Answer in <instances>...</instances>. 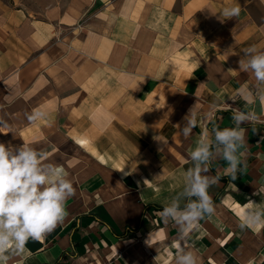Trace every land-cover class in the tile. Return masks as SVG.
<instances>
[{"label": "crops", "instance_id": "0c3cea01", "mask_svg": "<svg viewBox=\"0 0 264 264\" xmlns=\"http://www.w3.org/2000/svg\"><path fill=\"white\" fill-rule=\"evenodd\" d=\"M251 46L264 51V0H0V142L45 153L76 189L65 221L9 264H174L178 243L198 264H264V226L238 218L250 200L264 208V105L242 95L255 80L238 63ZM36 108L49 117L30 124ZM238 112L258 117L239 170L212 161L215 212L182 241L160 213L190 151Z\"/></svg>", "mask_w": 264, "mask_h": 264}, {"label": "clouds", "instance_id": "9594fccd", "mask_svg": "<svg viewBox=\"0 0 264 264\" xmlns=\"http://www.w3.org/2000/svg\"><path fill=\"white\" fill-rule=\"evenodd\" d=\"M240 12L239 6H232L224 9L223 15L226 19H232L238 17ZM238 63L240 71L250 72L255 80V85L245 88L242 95L248 103L258 99L264 105V51L251 46ZM48 117L49 113L41 108L26 114L30 124ZM232 119L235 127L214 128V139L201 138L190 151L192 167L183 173L182 191L160 213L165 222L172 221L178 226L182 241L198 227L205 215L210 216L215 212L208 189L218 182V178L209 175L210 164L217 158L223 159L235 179L243 155L240 149L246 144L247 130L242 125L258 117L255 113L238 112ZM184 120L183 128L177 127L180 135L187 139L197 126L195 105ZM9 133H12L11 125L0 117V134ZM47 159L45 153L28 143L14 146L11 142H0V264H9L13 257L21 256L29 240L42 241L68 216L66 202L75 196L76 189L65 170L47 162ZM259 194V191L254 193ZM182 201H185L183 206ZM241 208L242 211L238 213L241 228L264 226V208L259 203L250 200ZM151 241L149 234L146 243L150 247ZM176 247L174 264H198L199 258L193 249L179 243Z\"/></svg>", "mask_w": 264, "mask_h": 264}]
</instances>
